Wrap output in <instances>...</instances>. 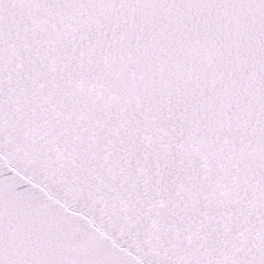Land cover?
<instances>
[{
	"label": "snow or ice",
	"instance_id": "6c2138e0",
	"mask_svg": "<svg viewBox=\"0 0 264 264\" xmlns=\"http://www.w3.org/2000/svg\"><path fill=\"white\" fill-rule=\"evenodd\" d=\"M0 264H264V0H0Z\"/></svg>",
	"mask_w": 264,
	"mask_h": 264
}]
</instances>
